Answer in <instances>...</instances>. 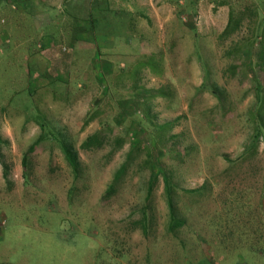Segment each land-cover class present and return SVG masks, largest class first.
I'll return each instance as SVG.
<instances>
[{
    "label": "rangeland",
    "instance_id": "obj_1",
    "mask_svg": "<svg viewBox=\"0 0 264 264\" xmlns=\"http://www.w3.org/2000/svg\"><path fill=\"white\" fill-rule=\"evenodd\" d=\"M126 1L0 0V264H264V0Z\"/></svg>",
    "mask_w": 264,
    "mask_h": 264
},
{
    "label": "trees",
    "instance_id": "obj_2",
    "mask_svg": "<svg viewBox=\"0 0 264 264\" xmlns=\"http://www.w3.org/2000/svg\"><path fill=\"white\" fill-rule=\"evenodd\" d=\"M237 24H238V22L237 21H233V17L230 14L229 17H228V21H227L226 27L221 33V37L222 38H226L231 33H233L236 30L237 26H238ZM189 28L193 29L192 26H190V25H189ZM91 120L92 119L90 117L89 119H87L85 124H87ZM40 124H41V128L44 129V124L43 123H40ZM97 140H98L97 135H94V136L88 138L85 142H83L82 145H81V148L82 149H90L91 146L97 142ZM39 141H42V139H40ZM0 143H1V140H0ZM38 144H39V142L34 143L31 146V148L29 149V153L34 151L35 148L38 146ZM60 149L63 152V155H64L69 167L72 169L73 173L77 174L79 165H78V159H77L76 152L73 150V148L70 145H68V144H66L64 142H62L60 144ZM26 162H27V156L25 155L24 158L22 159V165L24 166L26 164ZM124 170H125V165L122 167V169H120L116 173L115 179H118L120 177V175L123 173ZM6 172H7L6 169H4V176L5 177H6ZM164 184H165V190H166L167 194L170 195V188L172 189V187L168 183V179L167 178L164 179ZM109 190H110L109 192H111L113 189L110 188ZM148 194H150V193H148ZM168 205H169V211H170V214H171V217H172V219H171L172 223H171L170 231H173L174 230L173 228H175L176 226H181L182 223H180V222L178 223L174 219V215H173V211H172L173 209H172L170 198H169V201H168Z\"/></svg>",
    "mask_w": 264,
    "mask_h": 264
},
{
    "label": "crops",
    "instance_id": "obj_3",
    "mask_svg": "<svg viewBox=\"0 0 264 264\" xmlns=\"http://www.w3.org/2000/svg\"><path fill=\"white\" fill-rule=\"evenodd\" d=\"M40 1L42 2L43 5L47 6V10L49 11V13L53 11V9L49 6H54L55 4H57L58 9H62L63 11H65L66 7L64 9V5L67 6V4H69L68 0L67 2H65V0H40ZM40 1L34 0L36 8L40 6L39 5L41 3ZM86 1H87L86 10H85V13L81 15L82 19H84V17L87 15L90 16L92 19L95 17L97 20H101L103 18L108 19L109 17L114 16V15L119 16V13H121L120 16L127 17L128 15H130L129 12H131V10L128 9L129 3H127L126 0H123V1L122 0H86ZM111 5H114V6H111ZM78 20L79 19H76L73 21L78 22ZM80 33H84V35H88L89 33H92V31L82 30Z\"/></svg>",
    "mask_w": 264,
    "mask_h": 264
}]
</instances>
